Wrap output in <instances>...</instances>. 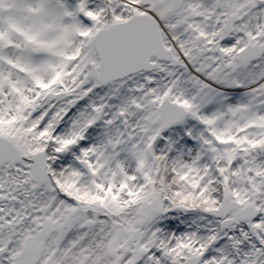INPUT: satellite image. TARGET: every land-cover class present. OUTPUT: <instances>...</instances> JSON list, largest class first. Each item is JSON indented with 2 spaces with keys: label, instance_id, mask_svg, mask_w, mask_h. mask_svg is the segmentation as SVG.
<instances>
[{
  "label": "snow or ice",
  "instance_id": "obj_1",
  "mask_svg": "<svg viewBox=\"0 0 264 264\" xmlns=\"http://www.w3.org/2000/svg\"><path fill=\"white\" fill-rule=\"evenodd\" d=\"M0 264H264V0H0Z\"/></svg>",
  "mask_w": 264,
  "mask_h": 264
}]
</instances>
